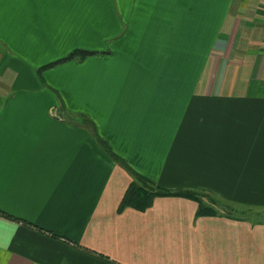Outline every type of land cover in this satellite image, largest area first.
Returning <instances> with one entry per match:
<instances>
[{
  "label": "crops",
  "instance_id": "obj_1",
  "mask_svg": "<svg viewBox=\"0 0 264 264\" xmlns=\"http://www.w3.org/2000/svg\"><path fill=\"white\" fill-rule=\"evenodd\" d=\"M0 42V264H264V220L117 212L126 166L264 213V0H0Z\"/></svg>",
  "mask_w": 264,
  "mask_h": 264
},
{
  "label": "trees",
  "instance_id": "obj_2",
  "mask_svg": "<svg viewBox=\"0 0 264 264\" xmlns=\"http://www.w3.org/2000/svg\"><path fill=\"white\" fill-rule=\"evenodd\" d=\"M93 52L83 50V49H74L67 56L60 58L59 60L46 64L41 68H49L57 63H63L66 61H79L83 59L85 56L91 55ZM96 141L100 144V146L104 149V151L111 156L114 160L122 163L121 160L111 151L108 144L101 139L98 135L94 137ZM125 169L129 172L131 176V181L128 184L126 190L124 191L122 198L120 199L117 212H122L125 208H133L138 211H144L149 208L153 200L157 197H181L185 199H191L197 202L198 207L196 210V217L199 216H215L218 214V211L212 206L217 203L215 199L212 197L201 194L195 190H170L165 187L160 186L159 184L151 181L149 178L141 176L140 174L134 172L130 168L125 166ZM208 197V200H203V197ZM223 208L225 206H222ZM223 216L228 218L237 219L230 211L226 208L223 210ZM0 214L9 219L18 220V218L8 214L4 211H0ZM248 214V213H246Z\"/></svg>",
  "mask_w": 264,
  "mask_h": 264
},
{
  "label": "rangeland",
  "instance_id": "obj_3",
  "mask_svg": "<svg viewBox=\"0 0 264 264\" xmlns=\"http://www.w3.org/2000/svg\"><path fill=\"white\" fill-rule=\"evenodd\" d=\"M1 46L2 48L6 51V52H9V49L8 47H6L3 43H1ZM8 45V44H7ZM65 52V50H63L61 53ZM69 53V52H68ZM65 54L63 57L67 56L68 55ZM47 60V59H45ZM74 62H77V61H74ZM45 63L47 62H44V63H41V64H37L36 67L33 69L34 71V75L33 77L30 79V81H25V82H22L21 84L23 85L22 87H32V88H35L37 87L38 85L40 86H47V85H58L60 86L61 83L63 82H56V81H48V80H45V76H44V73L51 70V69H57L56 72L58 73H62V75L60 76V78L63 80V76L65 75V73H67L68 71L66 70V68L63 67V64L66 63V62H63V63H57L56 65L52 66V67H49V68H41L42 66L45 65ZM44 64V65H43ZM42 65V66H41ZM41 66V67H40ZM38 68V69H37ZM40 69V70H39ZM67 71V72H66ZM73 75L75 76L76 78V73L74 72ZM73 75L72 73L68 72L67 74V81L65 82H70V81H73ZM37 82H36V81ZM50 89V88H48ZM72 179V176L70 175H64V176H61L60 177V183H63L65 185H67L69 187L70 185V180ZM202 194V193H201ZM209 196V195H208ZM203 200H208L209 198L206 196V197H203L202 198ZM191 200V199H190ZM194 201V200H193ZM196 202V201H195ZM218 212H224V208L222 207V203L218 201V203L212 205ZM224 206L227 208V209H230L228 211L232 212L235 216L239 217V216H245V217H248V218H256V219H259V220H264V213L260 212V213H252V214H246V213H243L241 212V209H238L235 207V205L232 203H228V202H225ZM197 207H198V204H197Z\"/></svg>",
  "mask_w": 264,
  "mask_h": 264
}]
</instances>
